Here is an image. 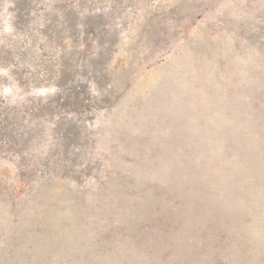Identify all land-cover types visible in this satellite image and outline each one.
Masks as SVG:
<instances>
[{
    "label": "rangeland",
    "instance_id": "rangeland-1",
    "mask_svg": "<svg viewBox=\"0 0 264 264\" xmlns=\"http://www.w3.org/2000/svg\"><path fill=\"white\" fill-rule=\"evenodd\" d=\"M0 264H264V0H0Z\"/></svg>",
    "mask_w": 264,
    "mask_h": 264
}]
</instances>
